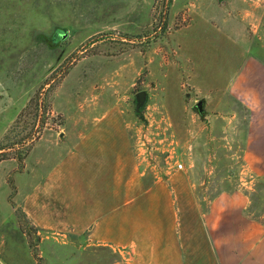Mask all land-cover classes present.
<instances>
[{"label":"rangeland","instance_id":"obj_1","mask_svg":"<svg viewBox=\"0 0 264 264\" xmlns=\"http://www.w3.org/2000/svg\"><path fill=\"white\" fill-rule=\"evenodd\" d=\"M248 58L264 73V0H0V264H108L84 236L40 231L21 208L29 173L104 114L122 116L167 190L190 179L203 206L239 192L264 227V89L257 76L240 83ZM76 169L67 158L66 183Z\"/></svg>","mask_w":264,"mask_h":264},{"label":"crops","instance_id":"obj_2","mask_svg":"<svg viewBox=\"0 0 264 264\" xmlns=\"http://www.w3.org/2000/svg\"><path fill=\"white\" fill-rule=\"evenodd\" d=\"M242 64L240 83L257 76L253 85L263 90V71L250 58ZM90 122L64 158L36 178L29 173L36 182L26 186L21 208L30 224L84 236L87 246L109 253L108 264H264V227L247 215L246 196L219 193L203 206L184 177L179 194L167 190L171 178L153 179L142 169L121 115ZM69 157L76 179L66 183Z\"/></svg>","mask_w":264,"mask_h":264},{"label":"water","instance_id":"obj_3","mask_svg":"<svg viewBox=\"0 0 264 264\" xmlns=\"http://www.w3.org/2000/svg\"><path fill=\"white\" fill-rule=\"evenodd\" d=\"M145 97H146V95H145L144 92H140V93L136 94V96H135V99H136V108H135V110H136V112H139L140 108L143 106V104L145 102ZM195 107H196L198 113L201 114L202 111H203V101L202 100L198 101L195 104Z\"/></svg>","mask_w":264,"mask_h":264},{"label":"trees","instance_id":"obj_4","mask_svg":"<svg viewBox=\"0 0 264 264\" xmlns=\"http://www.w3.org/2000/svg\"><path fill=\"white\" fill-rule=\"evenodd\" d=\"M5 148H0V151L4 150Z\"/></svg>","mask_w":264,"mask_h":264}]
</instances>
